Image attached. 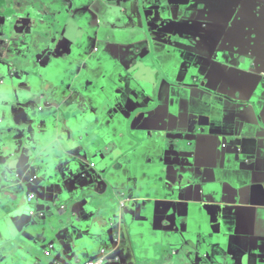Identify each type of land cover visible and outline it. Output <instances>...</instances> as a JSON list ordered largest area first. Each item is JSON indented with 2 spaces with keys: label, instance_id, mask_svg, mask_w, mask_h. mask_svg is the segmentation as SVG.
I'll use <instances>...</instances> for the list:
<instances>
[{
  "label": "crops",
  "instance_id": "obj_1",
  "mask_svg": "<svg viewBox=\"0 0 264 264\" xmlns=\"http://www.w3.org/2000/svg\"><path fill=\"white\" fill-rule=\"evenodd\" d=\"M6 1L33 4L14 16L35 23L43 13L61 49L76 39L89 55L96 32L112 39L83 57L92 74L75 98H101L104 154L118 151V186L138 200L123 264H264V0ZM143 40L146 73L123 85L131 64L121 47ZM93 225L96 239L79 247L114 244L107 223Z\"/></svg>",
  "mask_w": 264,
  "mask_h": 264
},
{
  "label": "water",
  "instance_id": "obj_2",
  "mask_svg": "<svg viewBox=\"0 0 264 264\" xmlns=\"http://www.w3.org/2000/svg\"><path fill=\"white\" fill-rule=\"evenodd\" d=\"M1 21L0 264H85L104 254L109 255L106 264H118L123 246L131 244L127 210L138 200L118 186L113 168L118 151L104 154L111 138H104L101 98L93 95L82 102L75 98L77 83L92 74L85 71L88 63L83 57L94 59L100 45H112V39L95 33L88 55L76 39L73 51L61 49L54 26L26 35L23 42L19 29L25 23L15 18L9 24L6 18ZM36 35L44 37L38 40ZM169 41L178 47L177 41ZM13 43L17 47L11 52ZM20 50L26 54L16 61ZM121 52L131 64L123 85L143 79L147 69L140 61L149 53L147 41L124 45ZM255 69L253 63L250 70ZM236 99L239 104L246 101ZM120 134H126L125 127ZM97 156L107 163L101 170L93 164ZM98 221L108 224L105 229H110L114 244L90 242L79 247V239H96L93 223ZM245 255L256 257L259 252Z\"/></svg>",
  "mask_w": 264,
  "mask_h": 264
},
{
  "label": "flooded vegetation",
  "instance_id": "obj_3",
  "mask_svg": "<svg viewBox=\"0 0 264 264\" xmlns=\"http://www.w3.org/2000/svg\"><path fill=\"white\" fill-rule=\"evenodd\" d=\"M33 5L31 4L30 2L28 1H24V2H18V3H12V2H8L6 0H4L3 2L0 3V24H1V19L2 18H6V24H9L10 21L9 19H16L21 21V23H24L23 20L19 19V18H16L14 15L16 13H18V11L21 9V8H25L26 6L28 5ZM35 5V4H34ZM37 6V5H35ZM41 8V7H40ZM72 14V13H71ZM45 15H43V13H41V15L39 16V18L37 19V21L35 23H25V25L23 26V28L19 29V34H24V39H22L21 37H19L18 35H11L13 38H17L19 37L20 38V41H23L28 38L26 35H31V34H37V33H40L42 31H45V32H48L49 31V28L51 27L50 25H48L47 23V20L44 18ZM3 31V29H2ZM97 33V32H96ZM35 37H39L38 40L40 38H43L44 35L42 36H38L36 35ZM27 44H30L29 41H26ZM17 47V44H14L12 45L11 48H9V51H15ZM252 55V53H250V56ZM257 57L254 56L252 58L253 61H256ZM251 66H252V63L250 65V69H251ZM121 258H119V262L118 264H123L124 263V254H121L120 256ZM171 264V263H169Z\"/></svg>",
  "mask_w": 264,
  "mask_h": 264
},
{
  "label": "built area",
  "instance_id": "obj_4",
  "mask_svg": "<svg viewBox=\"0 0 264 264\" xmlns=\"http://www.w3.org/2000/svg\"><path fill=\"white\" fill-rule=\"evenodd\" d=\"M33 199H34V196L30 195L29 196V202H32ZM32 214H34V213L32 212ZM108 257H109L108 254H104L100 259L91 260L85 264H106V262L108 261Z\"/></svg>",
  "mask_w": 264,
  "mask_h": 264
}]
</instances>
